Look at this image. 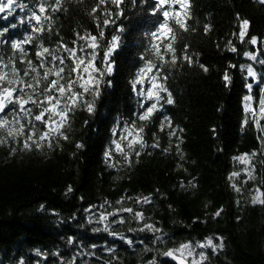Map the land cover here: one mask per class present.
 <instances>
[{
    "label": "trees",
    "instance_id": "16d2710c",
    "mask_svg": "<svg viewBox=\"0 0 264 264\" xmlns=\"http://www.w3.org/2000/svg\"><path fill=\"white\" fill-rule=\"evenodd\" d=\"M16 2L27 7L23 11L16 7L11 16L0 13V29L17 24L0 37L9 41L0 44L5 61L13 55L10 42L28 35L34 41L24 47L28 58L37 63L40 43L49 48H56L60 41L69 47L82 45L77 33L98 35L94 17L102 21L104 16L103 11L90 15L98 0H64L62 11L49 9L44 14L52 17L44 22L46 30L32 33L35 21L21 24L20 20L27 21L32 11L39 14V0ZM154 6L155 0H124L123 15L110 17L115 24L104 29L101 44L106 45L114 34L121 37L111 57L113 72L103 78L94 112L81 103L70 114L64 129L67 140L53 138L52 147L42 141L40 148L33 145L31 150L23 148L24 137L9 138L8 144L0 145V264H148L153 259L157 264H176L161 253L181 243L197 245L209 239L223 247L205 248L204 264H264V204L252 203L253 197L264 193V136L245 111L244 100L252 96L258 106L264 96V63L260 62L264 61V4L260 0H190L188 30L172 25L175 52H164L166 62L152 50L153 44L161 42L151 33L163 21L159 12L154 14ZM104 7L116 11L114 6ZM242 20L249 21L243 41ZM118 27L124 31L117 32ZM252 37L257 38L255 45L250 43ZM98 51L102 56L103 50ZM58 54L67 55L62 50ZM148 60L157 65L149 76L158 71V82L174 101L167 104V93L161 92L163 99L151 122L138 119L141 104L155 102L137 95L149 82L145 80L136 90L132 84ZM17 67L25 65L17 63ZM249 67L255 76L248 75ZM84 99L93 98L86 95ZM260 123L264 125V119ZM133 124L136 129L144 127L140 134L144 146L136 144L129 150L128 140L121 138ZM113 141L121 143L124 153L114 150ZM252 152L257 153L252 158L255 179H248L245 165L234 157ZM233 172L241 175L230 179ZM145 197L149 202H143ZM129 207L143 213V220L119 212L96 223L101 213ZM120 218L124 223H111ZM105 224L133 244L109 232L93 231ZM145 224L160 231H140ZM156 236H163L165 242L154 243Z\"/></svg>",
    "mask_w": 264,
    "mask_h": 264
},
{
    "label": "snow or ice",
    "instance_id": "6c2138e0",
    "mask_svg": "<svg viewBox=\"0 0 264 264\" xmlns=\"http://www.w3.org/2000/svg\"><path fill=\"white\" fill-rule=\"evenodd\" d=\"M63 2L64 0H53L52 4H48L47 0H39V14L36 11H32L31 16L27 17V21L21 19L20 23H31L34 20L35 25L31 27V32L43 33L46 30L44 22L51 21L52 19L51 15L44 14L49 9H51L52 13L62 11ZM123 3L124 0H98V3L92 8L90 13V15L95 14L97 11H103L104 13L102 21L99 17H94L98 21L96 25L98 35H92L91 33L80 35L77 33L78 39L84 41V44L74 47H69L68 44L62 41L57 42L56 48H49L40 43L36 45L37 51L35 52L38 63L28 58V49L24 47V45L33 44L34 37L32 35H28L22 40L17 39L10 42L13 55L7 61L0 55V145L8 144L9 138L19 140L20 137H24L22 145L26 150H31L33 145L40 148V142L42 141L47 142L48 147H52L53 138L68 139L64 129L70 119V114L80 107L81 103H83L89 113L94 112L95 100L100 96V85L103 78L111 75L113 72L111 57L120 46L121 41L120 35L114 34L106 45H102L101 41L105 38L104 29L110 24H115V20L110 19V17L123 15L121 10ZM260 3L264 4V0H260ZM106 5L114 6L116 11L113 12L108 7L101 8V6ZM177 5L179 6L178 8L176 7ZM16 7H19L23 11L27 6L17 4L16 0H0V13L7 12V16H11L15 12ZM153 12L154 14L159 12L163 16V21L159 24L157 30L151 33L154 39L161 42L153 44L152 50L161 62H166L164 52H175L173 42L176 40V29L172 25L174 24L184 31L188 30L187 21L191 18L190 0H155ZM4 18L6 19L7 17ZM248 24V20L241 21L239 34L241 41H243L244 36L247 34ZM16 27L17 24L12 23L0 29V37H3L10 29H15ZM47 31L51 32L50 24ZM116 31L123 32L124 29L123 27H118ZM164 40H168L169 43L164 44ZM5 43H9V41L0 39V44ZM250 43L255 45L257 38L252 37ZM72 44L76 45L77 41L73 40ZM101 49L103 50L102 56L100 55V51H98ZM61 50L67 55H59L58 53ZM230 50L235 52L236 48L232 47ZM244 55L249 56L253 60L256 59V56L251 53L246 52ZM98 58L100 66H97ZM185 58L191 61L190 57ZM175 59V55H173L172 63H175ZM260 62L264 63V61ZM17 63L23 64L25 67L19 68L17 67ZM201 67L204 68V71H207L206 67L203 65ZM155 68H157V65L153 61H146L145 65L139 70L137 79L132 82L133 89L136 90L137 85H143L145 80H148L150 86L147 88L141 87L137 91V95L144 97L146 101H155L147 106L141 104L143 111L138 115L140 121L151 122L154 114L158 111L157 105L159 101L163 99L160 95L161 92L167 93V104L174 103L172 94L168 92L163 83L158 82L159 72L157 71L155 74L149 76ZM247 71L249 76L256 75L251 67ZM224 79L226 82L230 80L227 74ZM247 87L251 89L252 85L249 84ZM86 95H91L93 99L91 101L85 100L84 97ZM244 100L250 102L253 100V97L245 96ZM245 111L251 113L255 126L260 132L264 133V126L260 123V120L264 119V98L259 100L258 113L249 103H245ZM248 122L249 119L246 117L243 123L247 125ZM125 131L126 135L121 139L128 140L127 148L129 150H133L136 144H140L141 147L144 146V141L140 135L144 132L143 126L136 129L133 124L130 129H126ZM129 136L132 139L129 140ZM261 143L262 147H264V141H261ZM113 144L115 145V151L124 153L125 149L120 142L113 141ZM77 147L80 148L83 145L78 144ZM12 151L14 152L15 149L13 148ZM105 155L110 156L111 152H106ZM137 155H139L138 152ZM256 155V152H252L234 157L238 162L249 166L244 169L248 179H255L252 158ZM125 159H128L127 155H125ZM240 175V172H233L229 178L232 179ZM233 187L237 192L240 191V188L236 187L235 184ZM69 191H71L70 188ZM256 191L260 193L259 189ZM261 195H264V193L253 197L252 203L264 204V199H261ZM138 202L140 201L138 200ZM143 202H149L148 198L145 197ZM105 203L109 202L105 201ZM116 203L121 204L122 200H117ZM119 212L132 213L133 219L137 220H143L144 218L143 213L134 212L129 207L107 214L101 213L96 223L108 220L109 216L116 217ZM215 215L219 216L220 211H217ZM111 223H124V220L123 218L119 220L113 219ZM145 229L153 232L160 231L152 224H145L144 228L139 230L144 231ZM93 231L109 232L114 237L119 236L127 244H133L131 239L125 238L122 234L110 232L108 224H105L102 229L96 228ZM157 241L161 243L165 242L163 236H156L154 243ZM69 242H72L71 239ZM92 247L96 246L93 245ZM196 247L201 249L211 247L213 251H216L217 248H222L223 244H214L212 239H209L206 244H197L195 246L190 242L181 243L177 247L162 252L161 255L171 258L176 264H204L208 256L204 252L196 253L194 250ZM145 250L151 251V249L147 248ZM108 251H112V249H108ZM148 264H157V261L153 259Z\"/></svg>",
    "mask_w": 264,
    "mask_h": 264
},
{
    "label": "rangeland",
    "instance_id": "374dc122",
    "mask_svg": "<svg viewBox=\"0 0 264 264\" xmlns=\"http://www.w3.org/2000/svg\"><path fill=\"white\" fill-rule=\"evenodd\" d=\"M263 98H264V96H263ZM247 103H249L250 106H251L252 108L256 109V110H257V113H258V111H259V105H258V106L255 105V104H254V100H252V101H250V102H247ZM262 120H263V119H261L260 122H261ZM262 126H264V125H262ZM263 136H264V133H263ZM262 141H264V139H263ZM262 151L264 152V147H262ZM244 165H245V164H244ZM247 167H249V166H248V165H245V168H247ZM206 243H207V241L202 242V243H199V244H206ZM193 246H195V245H193ZM204 249H205V248L201 249V248L196 247L194 250H195L196 253H199V252H204Z\"/></svg>",
    "mask_w": 264,
    "mask_h": 264
},
{
    "label": "water",
    "instance_id": "95a60500",
    "mask_svg": "<svg viewBox=\"0 0 264 264\" xmlns=\"http://www.w3.org/2000/svg\"><path fill=\"white\" fill-rule=\"evenodd\" d=\"M168 258V257H167ZM169 259H171V258H169Z\"/></svg>",
    "mask_w": 264,
    "mask_h": 264
}]
</instances>
